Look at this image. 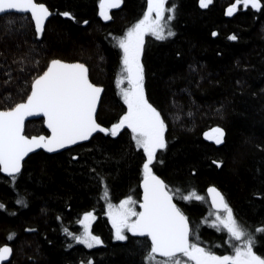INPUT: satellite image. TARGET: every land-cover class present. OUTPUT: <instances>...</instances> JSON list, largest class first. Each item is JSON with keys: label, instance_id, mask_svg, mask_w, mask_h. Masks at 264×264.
Wrapping results in <instances>:
<instances>
[{"label": "trees", "instance_id": "16d2710c", "mask_svg": "<svg viewBox=\"0 0 264 264\" xmlns=\"http://www.w3.org/2000/svg\"><path fill=\"white\" fill-rule=\"evenodd\" d=\"M36 2L51 12L39 36L28 14L0 17V110L25 100L31 81L52 59L79 62L103 88L96 115L110 128L126 111L116 84L121 52L114 37L142 17L145 1L123 0L109 20L100 17L99 0ZM235 2L212 0L201 7L199 0H167L175 6L168 21L175 34L145 36L141 55L145 96L167 125V147L157 151L153 171L188 217L190 240L217 255L232 248L213 223L207 187L220 191L249 231L264 227V0L260 10L241 4L227 15ZM65 11L71 15H60ZM217 127L224 130L219 144L212 131ZM24 130L28 137L47 134L42 119ZM142 156L123 129L115 137L95 134L58 154L34 153L15 181L0 174V246H11L9 264H145L148 239L133 233L115 239L106 215L109 203L127 196L138 209ZM191 192L202 199H183ZM86 211L93 212L91 231L103 241L92 248L63 231L79 234L77 221ZM257 240L254 251L264 255V233Z\"/></svg>", "mask_w": 264, "mask_h": 264}, {"label": "snow or ice", "instance_id": "6c2138e0", "mask_svg": "<svg viewBox=\"0 0 264 264\" xmlns=\"http://www.w3.org/2000/svg\"><path fill=\"white\" fill-rule=\"evenodd\" d=\"M121 2L122 0H99V15L104 20L111 19L107 10L119 7ZM199 3L201 7H207L212 0H199ZM241 4L246 9L249 6L252 9H261V0H236L228 7L227 15H232ZM165 5L166 0H147V8L142 17L128 27L123 35L114 37L121 52L122 66L116 84L127 106L119 120L112 123L110 128L98 122L97 100L102 88L90 81L85 64L52 59L43 73L36 75L31 81V91L25 100L6 110H0V172L7 173L15 181V174L21 171L22 161L34 149L43 148L48 152H56L78 141L87 140L97 131L110 133L115 137L120 129L127 126L136 147L143 150V199L139 204V211L132 206L135 204L132 196L120 200L118 205H107L106 215L114 229V238L127 239L125 231L149 238L150 247L143 257L145 264H181L178 253L187 257L184 264H264V255H258L254 251L258 243L257 233H264V227L257 228L255 232L249 231L238 221L233 209L215 187L208 188L212 206L217 209L213 223L219 231L227 233L226 242L231 246L232 252L217 255L200 243L190 240L188 217L173 202L165 181L153 171L157 150L167 147V125L161 112L145 96L141 53L146 34L159 40L175 34L167 23L173 19V15L165 18V12L171 13L175 6L166 9ZM12 10L23 14L30 13L37 36L43 32L45 20L51 15L49 8L36 0H0V13ZM60 15L68 17L71 13L65 11ZM83 23L87 24L88 21ZM229 38L235 40L237 37L232 35ZM125 80L127 87H121ZM38 113L43 114L44 123L51 130V135L28 137L24 134L25 117ZM212 131L218 134L215 137L216 143H221L224 130L217 127ZM205 135L208 136V133ZM100 181L103 183V177H100ZM108 194L105 187L103 196L107 197ZM192 197L202 199L196 192L189 193L183 199ZM16 202L25 203L22 199ZM4 207L0 203V208ZM94 218L92 211H86L83 218L77 221L82 226L79 234L68 228L63 231L75 241L92 248L94 244L103 243L101 237L91 231ZM13 235L10 234L9 239ZM11 252L8 245L0 246V260ZM156 254L167 259L158 261ZM88 264L92 262L88 261Z\"/></svg>", "mask_w": 264, "mask_h": 264}, {"label": "water", "instance_id": "95a60500", "mask_svg": "<svg viewBox=\"0 0 264 264\" xmlns=\"http://www.w3.org/2000/svg\"><path fill=\"white\" fill-rule=\"evenodd\" d=\"M122 3H123V0H122V2H121V4H120V6L119 7H116V8H110V9H108V11L109 12H113V11H119L121 8H122ZM13 13H15V14H18V15H24L23 13H18V12H16L15 10H12V11H7L6 13H0V17L2 16V15H6V14H13ZM51 13V12H50ZM26 14H28L29 16H30V13H26ZM51 17V15L50 16H48L47 18H46V20H45V24H44V27H45V25H46V22L48 21V19ZM33 24H34V22H33ZM44 32V31H43ZM42 32V33H43ZM65 62V61H64ZM70 63H75V62H70ZM49 64V63H48ZM88 76H89V73H88ZM102 88V87H101ZM103 88H102V91H101V94H100V97L98 98V100H97V111H98V109H99V107H100V101H101V98H102V96H103ZM96 114H97V112H96ZM39 119H42V121H43V127H44V130H46V135H51V130L50 129H48L47 128V125L44 123V117H43V114L42 113H38V114H34V115H32V116H29V117H25V125L27 124V123H29L30 121H36V120H39ZM24 128H25V126H24ZM24 132H25V130H24ZM25 134V133H24ZM95 134H103V135H107V134H109V133H103V132H99V131H97L96 133H94L93 134V136H95ZM42 135H44V134H42ZM41 136V135H40ZM92 136V137H93ZM215 135L214 134H212L211 135V137H214ZM29 137H32V136H29ZM92 137H89L87 140H84V141H78L76 144H74V145H68V146H66L65 148H63V149H59V150H57L56 152H48L46 149H43V148H39V149H34L33 150V152H31V153H29L25 158H24V160L22 161V167H23V162L28 158V157H30V155H32V154H34V153H37V152H44V153H46V154H48V155H52V154H58V153H61V152H63L64 150H68V149H71V148H73L74 146H77V145H81V144H84V143H86V142H88V141H90L91 140V138ZM22 167H21V170H22ZM0 174L1 175H3V176H5V177H11V176H9L7 173H3V172H0ZM18 174H20V173H17V174H15L16 176L18 175ZM209 187H213V186H209ZM209 187H207V190H206V194H207V196H208V199L210 200V204H211V208H212V210H214V211H216L217 212V209L216 208H214L213 206H212V200H211V195L208 193V188ZM140 191H141V199H140V202L142 201V199H143V187H142V184H140ZM219 191V190H218ZM220 192V191H219ZM174 203H175V201H173ZM140 210V208L138 207V211ZM137 235H139V234H137ZM139 236H141V235H139ZM141 237H143V236H141ZM144 237H146V236H144ZM147 238V237H146ZM148 239V241H149V243H150V239L149 238H147ZM4 245H7V244H4ZM4 245H1V246H4ZM10 248H11V246L10 245H8ZM12 249V248H11ZM12 255H13V251L9 254V255H7L3 260H0V264H9V262L11 261V259H12ZM177 255H180L179 253L177 254ZM156 256L157 257H159V258H164V259H166V257H163V256H160L159 254H156Z\"/></svg>", "mask_w": 264, "mask_h": 264}, {"label": "rangeland", "instance_id": "374dc122", "mask_svg": "<svg viewBox=\"0 0 264 264\" xmlns=\"http://www.w3.org/2000/svg\"><path fill=\"white\" fill-rule=\"evenodd\" d=\"M145 1V9L147 8V0H144ZM168 4H167V0H166V5H165V7H166V9L167 8H172L173 6L171 5V7L170 6H167ZM144 9V10H145ZM108 11V10H107ZM108 13H109V15H110V12L108 11ZM173 14V11L171 12V13H169V12H165V18L168 16V15H172ZM6 15H8V14H6ZM2 17V16H1ZM101 17V16H100ZM168 23V22H167ZM147 35H149V36H151V37H154V36H152L151 34H146V36ZM155 38V37H154ZM141 55H142V53H141ZM71 62V61H70ZM70 62H67V63H70ZM121 67L122 66H120V74H121ZM119 74V75H120ZM121 87H127V81L125 80L122 84H121ZM119 89V93H120V88H118ZM31 91V90H30ZM120 97H121V95H120ZM121 100H122V102H123V99H122V97H121ZM123 104H124V102H123ZM126 106V105H125ZM126 110H127V106H126ZM123 129H128L127 128V126H125L124 128H122V129H120L118 132H120L121 130H123ZM129 131L131 132V130L129 129ZM131 137H132V133H131ZM134 142V141H133ZM134 145H135V142H134ZM135 147H136V145H135ZM137 148V147H136ZM158 151V150H157ZM208 197V196H207ZM133 207H135V204H133L132 205ZM139 207V206H138ZM136 208V207H135ZM136 210L138 211V209L136 208ZM215 214H216V211H215ZM215 214H213V219H214V221H215ZM83 218V217H82ZM92 222H93V220H92ZM91 222V223H92ZM111 222V221H110ZM112 225V224H111ZM82 227V226H81ZM114 230V229H113ZM125 233H131V232H127V231H125ZM84 245V244H83ZM97 245H99V244H94L93 246H97ZM87 247V246H86ZM181 255V254H180ZM178 258L180 259V261H181V264H184V262L185 261H187V257H180V256H178ZM164 259V258H163ZM167 259V258H166ZM165 260V259H164Z\"/></svg>", "mask_w": 264, "mask_h": 264}]
</instances>
